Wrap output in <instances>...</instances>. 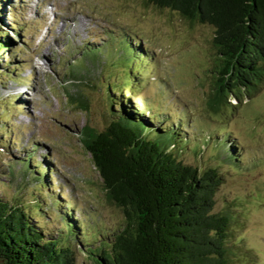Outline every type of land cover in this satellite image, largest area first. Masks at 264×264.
I'll use <instances>...</instances> for the list:
<instances>
[{
  "label": "rangeland",
  "instance_id": "1",
  "mask_svg": "<svg viewBox=\"0 0 264 264\" xmlns=\"http://www.w3.org/2000/svg\"><path fill=\"white\" fill-rule=\"evenodd\" d=\"M110 34L128 36L152 61L118 66L116 46L95 60L80 58L81 47L103 45ZM213 35L211 24L147 0H0V38L10 37L0 48V195L26 203L48 236L67 233V211L91 243L117 228L125 215L108 199L81 140L85 125L106 126L117 107L109 85L117 81L113 95L147 118L161 115L159 126L188 141L176 145L183 159L220 168L215 209L240 211L232 221L235 264H264V83L242 101L228 96L212 108L219 63ZM43 172L40 190L32 184ZM73 244L85 247L80 238ZM77 260L87 255L78 250Z\"/></svg>",
  "mask_w": 264,
  "mask_h": 264
},
{
  "label": "trees",
  "instance_id": "2",
  "mask_svg": "<svg viewBox=\"0 0 264 264\" xmlns=\"http://www.w3.org/2000/svg\"><path fill=\"white\" fill-rule=\"evenodd\" d=\"M147 1L176 10L191 22L212 25L213 43L219 55L217 84L209 100L212 108L219 109L228 96L242 101L260 89L264 83V0ZM6 38H0L1 49L9 43L10 37ZM112 46L121 52L116 58L118 66L131 68L138 57L152 61L153 54L141 51L128 36L117 34H110L109 41L97 47L85 44L80 58L89 53L95 60L99 52ZM75 65H69L74 75ZM144 72L140 69L138 73ZM118 86L117 81L115 88L109 85L110 93L118 92ZM128 86L131 89L135 85L131 82ZM112 93L110 102L117 107L110 109L106 126L98 129L85 125L81 140L102 178L108 199L121 207L125 219L107 235L101 231L102 237L91 243L88 233L79 231L83 222L67 211L64 214L67 233L48 236L35 223L34 213L26 203L0 195V261L235 264L231 251L232 221L240 211L215 209L225 177L223 172L217 166L202 168L183 159L176 145L188 141L184 138L180 142L176 128L168 124L159 126L161 115L147 118L146 110L133 107ZM207 139L211 142L210 137ZM218 144L224 145L225 141ZM227 156L237 157L230 152ZM44 174L39 175L37 185L32 184L37 189H42ZM60 202L52 199V204ZM37 204L42 207L44 201L37 198ZM76 238L83 241L84 248H76L73 244ZM78 250L87 255V261L77 260Z\"/></svg>",
  "mask_w": 264,
  "mask_h": 264
},
{
  "label": "bare ground",
  "instance_id": "3",
  "mask_svg": "<svg viewBox=\"0 0 264 264\" xmlns=\"http://www.w3.org/2000/svg\"><path fill=\"white\" fill-rule=\"evenodd\" d=\"M17 91H19V92H20L21 90H20V89H18Z\"/></svg>",
  "mask_w": 264,
  "mask_h": 264
},
{
  "label": "water",
  "instance_id": "4",
  "mask_svg": "<svg viewBox=\"0 0 264 264\" xmlns=\"http://www.w3.org/2000/svg\"><path fill=\"white\" fill-rule=\"evenodd\" d=\"M0 264H4V263H2V262L0 261Z\"/></svg>",
  "mask_w": 264,
  "mask_h": 264
}]
</instances>
